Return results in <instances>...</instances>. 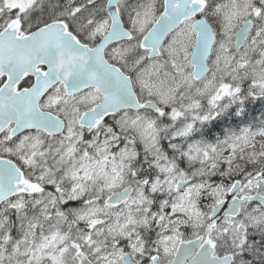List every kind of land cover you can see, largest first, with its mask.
Returning <instances> with one entry per match:
<instances>
[{
	"label": "snow or ice",
	"instance_id": "obj_1",
	"mask_svg": "<svg viewBox=\"0 0 264 264\" xmlns=\"http://www.w3.org/2000/svg\"><path fill=\"white\" fill-rule=\"evenodd\" d=\"M0 264H264V0H0Z\"/></svg>",
	"mask_w": 264,
	"mask_h": 264
}]
</instances>
